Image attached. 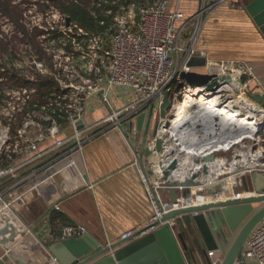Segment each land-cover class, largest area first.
I'll return each instance as SVG.
<instances>
[{
	"label": "built area",
	"instance_id": "built-area-1",
	"mask_svg": "<svg viewBox=\"0 0 264 264\" xmlns=\"http://www.w3.org/2000/svg\"><path fill=\"white\" fill-rule=\"evenodd\" d=\"M117 1L119 0L112 3L116 4ZM225 1L227 0H215L213 4L208 5L207 9H212ZM169 2L170 0H153L151 4L145 7H140L135 3L129 4L127 7L118 6L117 12L112 18V26L104 28L99 33L82 28L76 21L71 19L64 28L67 29L66 32L64 29L58 28V34L54 35L51 41H58L59 48L62 49L58 54L63 60L58 64L57 62L55 64L51 63L50 66V69L54 70V78L51 79V84L53 87L55 86L58 95L54 97L49 95L46 101V97L40 95V98L43 97L42 99L45 102L42 100V102L37 100L32 102L35 91L28 92L26 89H22L20 91L22 94V109L17 111H23L21 115L29 117L31 112L24 110L25 107H28L29 110L33 106L36 109L47 110L50 118L47 119L48 125L45 136L52 139L54 145L38 152L37 141L40 143L44 140L43 135H38L36 141L25 140L23 142L25 145L22 147L19 142L23 134L26 133L27 124L23 125L21 132L12 135L9 125L6 126L5 124H10L14 119L16 108L8 102L4 108H0V114L6 108L3 114L4 119L2 120L0 116V180L13 176L27 164L47 158L50 154H58L62 150L67 156L79 153L83 145L94 136L89 135V133L95 129H102L105 125L110 124H114V126L127 124L140 115L149 114L155 119L154 122L157 126H160V123L162 126L161 128L158 127L156 137L147 146L148 152L153 155L155 161L152 168L154 175L152 183L146 179L144 170L140 169L141 181L146 188L153 213L144 226L121 234L120 241L125 242L138 236L152 234L166 225L171 228L174 224L173 221H163V216L178 208L238 199L245 191L242 188L241 177L255 172L264 173V159L262 158L259 165H255L253 169L245 168L243 172L238 173L234 180L220 182L217 186L206 187L203 190L198 189L195 193L190 190V194L181 201L168 203L161 198L159 190L166 187L170 188L165 182L161 181L162 174L159 166H157L160 161L157 160L158 153L155 151V142L159 138V134L163 135L162 146L164 147L162 148L163 151H167L165 136L170 121L175 118L172 108L179 102L175 101L176 99H180L182 102L187 97V94L182 93L185 91V89L182 90V87L184 88L186 85H183L185 81L181 75L196 69L186 65L188 60L191 57L205 59V65L202 68H206L205 74L210 77L209 83L224 72L234 73L238 70L243 74L248 73L253 78L252 72L245 65L237 64L235 68L233 67L234 64L230 62L209 60L207 50L204 47H199V40H197V35H194V33L189 38H184L186 36L183 35L187 23L185 21L186 17L178 7H175L173 11L169 10ZM136 12L140 16L139 23L135 21ZM198 19L200 20L201 17ZM100 25L105 26V21L101 20ZM51 53L47 51V54ZM74 56H82V60L86 61L84 68L90 76H93L92 79H85L80 82L67 80L69 76L65 74L74 78V73H68L66 68L61 66V63L65 60L70 63L74 60L72 58ZM19 68L21 70L18 69L16 77L25 82L31 83L40 75L42 77L48 76L42 71L43 68L46 69V66L42 63L36 64L34 71L23 72V68ZM55 74L57 75L55 76ZM174 82L180 87L177 91H173L171 88V84ZM204 87L207 89V86ZM224 87H226L225 84H220L215 87L216 89L213 88L214 90L207 89L206 94L221 97L224 92L219 90ZM8 91L7 95L9 97L19 95V93H15L16 90L13 88L8 89ZM67 93H71L69 100H66ZM165 97L168 101V108H164L166 119H163L160 116V107ZM95 98H98L99 103L106 108L107 116L88 126L84 123V112H87L89 104ZM51 100L52 106H46ZM83 100L85 102H80ZM172 102H174V105ZM72 104L75 105V110H72ZM60 120H65L73 129V132L63 139L60 138L61 130L56 125V122ZM79 124H81V128H78ZM249 139H251L252 148L255 147L256 138ZM231 150L234 152L230 162L222 155ZM249 152L251 153L248 158L256 159L257 155L254 151L252 153V149H249ZM164 153L166 155L163 157L168 160V151ZM235 153L233 146L224 144L219 151V154H221L219 156L223 158L227 166L241 164V161L236 159L239 155ZM23 156H27L29 160L18 166L12 165L14 158ZM260 156L258 157L260 158ZM3 162H6L4 166L1 165ZM166 166L164 164L160 165L162 168ZM218 186L220 191L216 192L214 188ZM231 191L233 192L231 193ZM194 194L200 203L195 204L194 200L191 199ZM226 194L229 198H224ZM231 195L233 197H230ZM191 203L193 204L191 205ZM55 209H59V207L56 206ZM84 233H86V229L83 226L68 227L63 230L62 238L80 237ZM251 262L264 264V219L252 230L242 252L233 264H250Z\"/></svg>",
	"mask_w": 264,
	"mask_h": 264
},
{
	"label": "crops",
	"instance_id": "crops-1",
	"mask_svg": "<svg viewBox=\"0 0 264 264\" xmlns=\"http://www.w3.org/2000/svg\"><path fill=\"white\" fill-rule=\"evenodd\" d=\"M237 1L222 2L206 19L199 34V47L207 50L209 60L247 65L264 85V36L246 11V5L253 0H240L244 5L232 11L226 5L229 2L235 5ZM214 2L170 0L168 8L173 11L178 7L189 24L194 22L196 10L202 4ZM106 116V108L95 98L84 115V123L91 126ZM140 116L127 124L93 130L89 135L94 136L79 153L67 156L62 150L0 180V264H57L47 251L57 242L88 237L90 242L106 248L119 244L121 234L148 222L153 209L137 159L146 155L142 148L152 142L155 119L151 118L148 125L149 114L139 123ZM60 128L61 139L73 132L67 122ZM53 145L54 141L47 139L38 145V152ZM28 160L27 156L16 157L12 165ZM169 190L167 187L159 190L166 202L173 201ZM187 190L190 194L191 189ZM175 192L177 200L184 199L183 189L177 188ZM263 206L256 204L254 209ZM192 216L176 217L171 227L185 263L219 264L238 231L223 251L207 249ZM80 226L86 233L62 238L65 228ZM146 236L135 237L114 252Z\"/></svg>",
	"mask_w": 264,
	"mask_h": 264
},
{
	"label": "rangeland",
	"instance_id": "rangeland-1",
	"mask_svg": "<svg viewBox=\"0 0 264 264\" xmlns=\"http://www.w3.org/2000/svg\"><path fill=\"white\" fill-rule=\"evenodd\" d=\"M88 1H89L88 10L91 12L90 15L94 18H101V20H104L105 26H106L105 28L112 26V23H113L112 18L117 12L118 6L127 7L129 4L135 3V4H138L140 7H145L153 2V0H136V1H131L130 3H128V0H120V1H117L116 4H113L112 1L107 2L104 0H88ZM101 2H103L106 6H114V8L105 9L104 7H100ZM240 4L244 5L242 1L240 0H238L235 5L232 4L231 2L226 3V5L230 8L231 11L233 9L234 10L237 9V6H240ZM218 6L212 9H207L208 6L206 4H202V6H200V8L196 10L197 13H195L193 17V19H195L194 22L186 24L185 26L186 28L184 29V32H183V35L186 34L184 38H189L194 33V35H197L196 37L197 40H199V34H201L204 22L206 21V19H208V17L212 15L214 10ZM109 11L111 12L108 13ZM199 17H201L200 19L201 21L198 19ZM70 19L71 18H69L65 13H63L61 9L57 5L53 4L50 0H0V78H1L0 79V108H4L8 102L11 103V106H14L16 108V115L14 119L10 122V124L8 123L5 124L6 126L9 125L12 135L18 134L19 132H21L23 130V125L25 123L27 124V128L25 130L26 133L23 134V137H21V141L19 142L20 145H22V147H24L25 145L23 143L25 140H28L30 142L36 141V139L38 138V135L39 136L43 135L44 140L42 139L43 140L42 142H44L47 139H50L49 137L45 136V130L48 125L47 119L50 118V116L47 113V110L36 109L34 106L32 107L31 110H29L28 107H25L24 110H27V112L29 113L31 112V115L29 117H27V115L22 116L21 114L23 113V111L17 112L18 110L22 109V105H21L22 104V94L20 91L22 89H26L28 92L35 91V94L33 95V98L31 100L32 102L36 100L40 102L42 101L45 102L46 99L49 98V95L53 97L58 95V93L55 91V86L53 87L51 84V79L54 78V73H53L54 70L52 71L50 69V66H51V63L55 64L57 62L58 64L62 62L63 58L58 54V52L62 51V49L59 48L58 41H51V38L54 35L58 34L59 29L63 30L65 26L68 25L67 22H69ZM64 30L66 32L67 29H64ZM91 31L93 32V30ZM97 31H94V32H97ZM46 32H50V33H46ZM47 51L52 52V53L47 54ZM72 58L74 60L71 61L70 63L66 60L65 62L61 63V66L65 67L68 73H74V78H71L70 75L65 74L66 76H69L67 80H71L73 82L75 81L80 82L81 80L92 79L93 76H90L86 72V69L84 68L86 61L82 60V56L80 57L74 56ZM40 63L46 66V69L43 68L42 71L48 74L47 77L44 75H43L44 77H42L40 75L38 78H36L31 83L27 81L25 82L19 77H16V73L18 74V69H20L19 67L23 68V72L34 71L35 65L40 64ZM230 63H233V62H230ZM233 64H234L233 67L236 68L237 64L235 63ZM240 65L243 66L245 64H240ZM245 66L248 67L247 65ZM14 68H17V69H14ZM248 68L250 69V67ZM193 71L199 74L206 75L205 74L206 68H197ZM237 73L239 76L241 75V73H239L238 71ZM12 75H14L15 78H17V80H13V81L10 80V76ZM56 75L57 74H55V76ZM252 75H253V78H251L248 73L247 74L245 73L241 75L240 79L239 77L237 78L239 81L232 88L231 97L235 99L236 101L235 103L249 101L250 103H257V105L260 104L258 106L264 107V87H263L264 85L260 80H258V78L255 77L253 73ZM22 81H24L23 82L24 84H22ZM41 84L42 85L44 84V86L40 87ZM49 85L51 87H49ZM11 88L15 89L16 90L15 93H19V95H17L16 97H12V96L9 97L7 95L9 92L8 89H11ZM171 88L173 91H177L178 88L180 87L176 82H174L171 84ZM70 94L71 93H67L66 100H69V98H71ZM227 94H229L228 91L227 92L224 91V95H227ZM40 95H43V97H46L45 101L42 99L43 97L40 98ZM78 99L80 100V98ZM175 101H181V100L176 99ZM80 102H85V100L80 101ZM172 103L174 105V102ZM47 104L48 105L46 106L48 107L52 106V100L48 102ZM45 108L47 109V107ZM75 109H76L75 105L72 104V110H75ZM5 110L6 108L3 109L0 114V116L2 117L1 118L2 120L4 119L3 114ZM84 113H87V112H84ZM65 122H66L65 120H60L56 122V125L60 128V126L64 124ZM263 129H264V126H260L259 130L256 132L257 138H256L255 147L252 148L251 139L244 138V140H242V142H240L239 145H236L235 154L241 155V153H245L246 151H249V149H252V153L254 151L255 155L257 156L261 155L260 160L262 158L264 159V153H262L264 151V131ZM152 139L154 138L151 137L150 140ZM37 142H38L37 143V149H38V145L42 142L40 143L39 141ZM147 146L148 144L145 146V149L148 148ZM164 152H167V151H164ZM233 152L234 151L231 150L229 152H226L222 156L231 162L232 160L231 157H232ZM143 158H145V161ZM42 160L43 159L35 161L33 163H39ZM140 160H141V163L139 160H137L139 166L144 170L146 179L152 183L153 176H154L152 173V168H153V165H155L153 155L149 152L148 155H144L143 157L141 156ZM228 170L229 169L227 170L222 169L221 175L220 173H218L216 178L220 176H221L220 179L223 177L225 178V176H227L226 174ZM247 175L249 174H246L244 176H247ZM244 176L241 177V182ZM200 186L201 185L199 184V182L194 181L193 185L190 188L192 191L195 188L194 191H196L197 190L196 188ZM161 187H164V186H161ZM242 188H243V184H242ZM214 189L216 190V192L220 191L219 186ZM243 191H244V188H243ZM249 192H253L258 195L261 193L257 191L255 188L252 191L249 190ZM181 200L179 199L177 200L176 198V201H181ZM170 202H173V201H169L168 203ZM255 206L256 204L253 207L255 208ZM254 211L256 210L254 209ZM169 221L174 222V219H171ZM118 240L120 241V236ZM126 242L127 241H125V243ZM105 247H109V245ZM113 252L114 250H111L108 254H113Z\"/></svg>",
	"mask_w": 264,
	"mask_h": 264
},
{
	"label": "water",
	"instance_id": "water-1",
	"mask_svg": "<svg viewBox=\"0 0 264 264\" xmlns=\"http://www.w3.org/2000/svg\"><path fill=\"white\" fill-rule=\"evenodd\" d=\"M246 11L253 17L255 24L259 27L264 36V0H253L246 5ZM136 23H139L140 16L136 12ZM190 68H202L205 65L204 58L191 57L187 64ZM182 78L191 87L206 85L207 89H212L208 81L210 77L196 72L183 73ZM164 108H168L166 97L160 107V116H165ZM152 116H148V125ZM144 120V115L140 116L139 123ZM81 128V124L78 125ZM260 128V127H259ZM158 126L155 123L152 128V137L155 138ZM161 139L155 142V151L160 154L163 151ZM142 151L148 155V150ZM173 154V151H171ZM210 156L204 157V161H209ZM141 163V160L139 158ZM178 166L176 160H172L162 169L161 181H164L172 192L173 202L176 201V189L184 190L182 196L186 198L188 190L197 178L193 174L190 180L174 182L169 180L171 173ZM202 172L207 173V167L203 164ZM245 191H252L254 188L261 192L256 197L243 198L239 200H225L200 206L180 208L166 213L163 221L175 219L183 214H191L192 220L202 237L207 249H217L223 251L226 243L233 238L230 247L226 250L219 264H233L242 252L244 244L252 230L264 219V206L254 211L255 204H264V173H253L242 178ZM254 211V212H253ZM196 214V215H194ZM103 248L97 242H90L88 237L79 240H63L47 248L48 253L57 264H186L176 239L169 226H163L145 238L132 244L119 248L113 254L107 255L111 250L124 244Z\"/></svg>",
	"mask_w": 264,
	"mask_h": 264
},
{
	"label": "bare ground",
	"instance_id": "bare-ground-1",
	"mask_svg": "<svg viewBox=\"0 0 264 264\" xmlns=\"http://www.w3.org/2000/svg\"><path fill=\"white\" fill-rule=\"evenodd\" d=\"M238 72L243 75L240 70ZM241 75L239 76L235 71L234 73L224 72L211 83L208 81V84L212 87V89H208L210 91L220 84L226 85L219 91H228L229 94L221 97L206 94L207 89L204 87L206 85L191 87L186 82L183 84L186 86L182 87V90L185 89L182 93L187 94V97H185L184 101L176 103L172 108L175 118L170 121L169 129L165 136V146L169 159L167 160L163 157L166 155L164 151L158 154L157 159L160 161L157 166H159L161 174L162 169L165 167L162 168L160 165H168L172 160L178 162V166L171 173L169 180L181 182L190 180L193 174H197V178L193 181L199 182L201 185L196 188V191H198V189L203 190L206 187L217 186L220 182L234 180L238 173L243 172L245 168L253 169L255 165L260 164L258 156L256 159L248 158L251 153L249 151L245 153L239 152L241 155L236 159L241 161V164L227 166L223 158L219 156V151L224 144L231 145L235 149L243 138H257L256 132L260 126L264 125V107L249 101L241 102L243 104L240 102L235 103V99L230 97L232 96V88L238 83L239 80L237 78L239 77L240 79ZM163 119H166V116H163ZM158 127H162L161 123ZM158 136V139L163 142V135L159 134ZM171 151H173L174 155L170 154L172 153ZM206 156L211 158L205 162L203 158ZM248 159L251 161L249 162ZM203 164L207 167V173L205 174L202 172ZM222 169H229L226 174L228 177L225 176V178L220 179V176L216 178L218 173L221 175ZM257 195L253 192L244 191L241 197L235 200L256 197ZM195 196L194 194L191 199L194 200L195 204L200 203ZM230 197L233 196L231 195ZM224 198L229 197L226 194Z\"/></svg>",
	"mask_w": 264,
	"mask_h": 264
},
{
	"label": "trees",
	"instance_id": "trees-1",
	"mask_svg": "<svg viewBox=\"0 0 264 264\" xmlns=\"http://www.w3.org/2000/svg\"><path fill=\"white\" fill-rule=\"evenodd\" d=\"M50 1L53 4L57 5L63 13H65L69 18H71V20L76 21L81 27L85 29L87 28V30L90 29V31L93 30V32L98 30L99 32H102L103 29L106 27L100 25L101 18H94L90 15L91 12L88 10V2H89L88 0H50ZM104 1L114 2L115 0H104ZM131 1H136V0H128V3H130ZM100 7H104L105 9L114 8V6H106L103 2H101ZM10 80L12 81L17 80V78H15V76L12 75L10 76ZM23 82L24 81H22V84H24ZM43 86L44 84L40 85V87Z\"/></svg>",
	"mask_w": 264,
	"mask_h": 264
}]
</instances>
